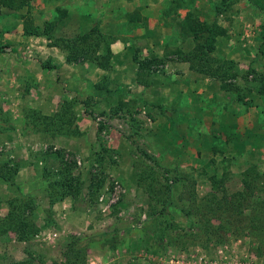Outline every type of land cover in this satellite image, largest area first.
Here are the masks:
<instances>
[{
    "label": "rangeland",
    "instance_id": "obj_1",
    "mask_svg": "<svg viewBox=\"0 0 264 264\" xmlns=\"http://www.w3.org/2000/svg\"><path fill=\"white\" fill-rule=\"evenodd\" d=\"M52 1L56 5L51 7L48 0L43 3L47 6L40 0L20 8L0 4V160L19 163L13 185L0 181V214L13 196L31 195L38 227L25 241L13 232L0 236V264H65L64 245L70 236L85 247L83 264H197L200 257L206 263L264 264V247L250 233L224 230L205 239L179 213L171 243L166 235L152 236L153 228L147 226L156 205L151 206L154 197L144 189L141 169L157 161L171 177L188 173L196 179L198 196L210 190L203 169L226 176L228 192L242 187V172L251 164L264 180V92H259L264 0H226L219 14L215 7L222 0H181L177 9L174 0H85L97 10L80 16L84 26L78 29L72 24L82 9L73 5L82 0ZM136 11L142 20L132 23L127 15ZM187 11L208 22L216 19L227 29L216 39L213 53L236 62L244 102L174 53L192 47L173 25L175 14L182 18ZM11 14L15 19H9ZM25 19L32 29L55 21L54 37L25 35ZM95 24L114 37L111 45L118 40L125 46L120 53L112 51L110 71L67 59L77 52L73 36ZM61 36L65 43L56 41ZM134 53L162 62L152 64L150 73L141 72ZM65 100L81 134L50 136L26 123L33 111L52 114ZM58 150L75 162L84 185L78 198L50 205L42 172L45 166L55 170L58 162L43 157ZM101 153L105 156L99 166ZM210 158L214 164L205 167ZM91 174L104 180L94 197L86 188ZM175 198L178 203L177 193ZM249 215L248 209L242 212L245 219Z\"/></svg>",
    "mask_w": 264,
    "mask_h": 264
},
{
    "label": "trees",
    "instance_id": "obj_2",
    "mask_svg": "<svg viewBox=\"0 0 264 264\" xmlns=\"http://www.w3.org/2000/svg\"><path fill=\"white\" fill-rule=\"evenodd\" d=\"M30 0H0L2 6L9 8H20ZM177 9L181 6V0H174ZM226 0H222L221 6H216V14L221 13ZM166 15V14H165ZM173 18L178 35L182 39L190 40L192 43L191 50L184 52L176 49L174 53L182 60L189 63L191 70L206 74L219 82L220 88L227 93H235L237 102H244L242 88L237 84L238 67L234 60L221 58L213 52L215 41L219 37L226 35L227 29L217 22L216 19L208 22L199 18L195 12L187 11L180 18L176 13ZM128 20L132 23L140 22V14L129 12ZM25 19L23 22L24 34L34 36L54 37L55 21L44 23L34 29L28 26ZM56 39V38H55ZM65 43L63 36L58 37L56 41ZM114 37L111 34L103 32L99 24L91 26L87 30H81L73 36V41L77 45L76 54H69L68 61L80 60L87 62L95 67L110 71L113 68L114 54L111 50V43ZM57 44V42H55ZM54 44V45H56ZM133 61L137 64L138 70L150 73L151 65L162 60L155 56L139 58L134 53ZM264 79V76L262 80ZM259 87V92H264V82ZM245 103H247L245 101ZM162 111L166 110L165 106L157 104ZM69 102L65 100L60 108L52 114H42L33 111L28 117L27 122L33 130L42 132L50 136L56 135H77L79 132L75 124V114L70 108ZM145 157L149 155L143 151ZM105 155L101 153L97 157V162L101 166V160ZM53 159L58 162V168L50 170L46 166L43 168L42 176L46 180L45 191L50 205L61 201L66 197L78 198L82 193L84 182L78 172L75 171V162L65 160L61 150L52 152L47 156L44 154L43 159ZM154 161V160H153ZM156 166L144 164L142 169L143 180L146 181L144 189L153 194L154 200L151 206H155V213L150 219L147 227H152L154 232L152 236L161 238L163 235L168 237L172 242L173 231L178 229V224L174 218L176 213L189 220L191 223L201 229V234L205 239H210L219 232L230 230L231 232L250 233L257 238L260 247H264V180H261V174L257 170L256 164L249 165L242 172V187L233 192H228L225 187L226 176H218L214 173L210 175L206 170L202 174L206 175L210 190L203 196L196 194V179L190 177L188 173L177 176H170V170L163 168L157 161ZM214 164L213 159H209L204 164L205 167ZM163 170H159L160 166ZM19 170V163L12 159L0 160V181L9 185L14 184V178ZM103 179H98L96 174H91L87 192L92 197L96 196L100 189ZM177 193L178 203L175 194ZM182 201V204L180 205ZM248 209L249 218L242 217V212ZM36 211V201L31 195L16 196L7 201V211L0 214V236L8 233H14L18 241L29 240L34 233L38 231L34 223ZM159 217L164 218L165 225L157 222ZM199 220L193 222V218ZM168 218L170 220H168ZM218 220L216 224L215 221ZM85 247L75 236H70L64 245L63 256L65 264H83ZM10 264H26L25 261H16Z\"/></svg>",
    "mask_w": 264,
    "mask_h": 264
},
{
    "label": "crops",
    "instance_id": "obj_3",
    "mask_svg": "<svg viewBox=\"0 0 264 264\" xmlns=\"http://www.w3.org/2000/svg\"><path fill=\"white\" fill-rule=\"evenodd\" d=\"M41 1V3L43 4V3H45V0H40ZM50 3V7L51 6H54V5H56V4H54V2L52 1V0H48ZM71 1H74V0H71ZM56 3H58L57 1H56ZM43 5H45V6H47L46 4H43ZM77 7V8H76ZM81 7V11H78L79 13H81L79 16H76V14H75V12H72V15H74L75 14V18H74V20H76L77 22H76V24L74 25V24H72V29H78V28H81V25H82V19H80V16L82 17V15L83 14H85V13H91V11H94V7H91L87 2H85V0H82V4L80 3V6H75V5H73V8H75L76 10H79V8ZM73 10V9H72ZM95 10H97V9H95ZM14 15L13 14H11V15H9L8 17H9V19H15L14 17H13ZM85 20H87V19H85ZM4 26V25H3ZM82 26H84V25H82ZM14 39V38H13ZM40 41H42V43H43V45L41 46V47H44V48H47V46H45V42L43 41V39H40ZM120 41H116L113 45H111V48H112V51L113 52H122L123 50H124V44L123 43H121V44H118ZM115 48H117L116 50H115ZM48 49V48H47ZM50 50H52V51H54L55 50V47H50L49 48ZM84 66L85 65H87L86 63L85 64H83ZM40 72L42 73V77L44 76V74H43V69H42V66H41V68H40ZM45 77V76H44ZM2 139V138H1Z\"/></svg>",
    "mask_w": 264,
    "mask_h": 264
},
{
    "label": "built area",
    "instance_id": "obj_4",
    "mask_svg": "<svg viewBox=\"0 0 264 264\" xmlns=\"http://www.w3.org/2000/svg\"><path fill=\"white\" fill-rule=\"evenodd\" d=\"M196 262H197V264H217L215 261L210 262V263H206V261L203 260V258H201V257Z\"/></svg>",
    "mask_w": 264,
    "mask_h": 264
}]
</instances>
